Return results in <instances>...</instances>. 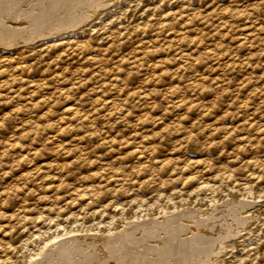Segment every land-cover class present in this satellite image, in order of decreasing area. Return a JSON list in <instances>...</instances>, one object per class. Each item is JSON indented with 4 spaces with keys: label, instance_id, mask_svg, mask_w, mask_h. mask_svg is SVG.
Returning a JSON list of instances; mask_svg holds the SVG:
<instances>
[{
    "label": "rangeland",
    "instance_id": "374dc122",
    "mask_svg": "<svg viewBox=\"0 0 264 264\" xmlns=\"http://www.w3.org/2000/svg\"><path fill=\"white\" fill-rule=\"evenodd\" d=\"M24 2L0 264H264V0Z\"/></svg>",
    "mask_w": 264,
    "mask_h": 264
},
{
    "label": "snow or ice",
    "instance_id": "6c2138e0",
    "mask_svg": "<svg viewBox=\"0 0 264 264\" xmlns=\"http://www.w3.org/2000/svg\"><path fill=\"white\" fill-rule=\"evenodd\" d=\"M30 7L24 0H0V14L9 15L11 20L19 17L21 23L31 19Z\"/></svg>",
    "mask_w": 264,
    "mask_h": 264
},
{
    "label": "bare ground",
    "instance_id": "6f19581e",
    "mask_svg": "<svg viewBox=\"0 0 264 264\" xmlns=\"http://www.w3.org/2000/svg\"><path fill=\"white\" fill-rule=\"evenodd\" d=\"M68 2V1H67ZM50 3V2H49ZM52 4H54V3H52ZM38 6V5H37ZM36 7V6H35ZM33 8V7H32ZM40 9V8H39ZM31 10V9H30ZM36 12V11H35ZM68 15V14H67ZM37 18V17H36ZM32 20V19H31ZM29 21V20H28ZM81 21V20H80ZM4 22V21H3ZM8 22V21H7ZM13 22V21H12ZM59 22V21H58ZM66 22V21H65ZM64 22V23H65ZM79 22V21H78ZM2 23V22H1ZM10 23V22H9ZM32 23H33V21H32ZM13 24V23H12ZM18 24V23H17ZM25 24V23H24ZM35 24V23H34ZM67 24H68V22H67ZM9 25H11V24H9ZM15 25V24H14ZM14 25H13V27H14ZM28 25V24H27ZM57 25V24H56ZM70 25V24H69ZM68 25V26H69ZM16 26V25H15ZM19 26V25H18ZM50 26V25H49ZM2 27V26H1ZM72 27V26H71ZM7 28V27H6ZM40 28H41V26H40ZM50 28V27H49ZM11 30H12V28H10ZM14 29V28H13ZM16 29V28H15ZM56 29V28H55ZM68 29V28H67ZM6 30V29H5ZM24 29H22V31H23ZM16 31V30H15ZM19 31V30H18ZM29 31H30V29H29ZM55 31V30H54ZM1 32V31H0ZM12 33V32H11ZM36 33V32H35ZM41 33H42V31H41ZM59 33V32H58ZM13 34V33H12ZM20 34V33H19ZM32 34H34V32L32 33ZM60 34V33H59ZM6 35H7V33H6ZM10 35V34H9ZM8 35V36H9ZM17 35V34H16ZM15 35V36H16ZM55 35V34H54ZM11 37H13L12 35H10ZM9 36V37H10ZM44 36V35H43ZM15 38V37H14ZM35 38V37H34ZM8 39V38H7ZM11 39V38H10ZM13 39V38H12ZM18 40V39H17ZM1 41V40H0ZM8 41V40H7ZM16 41V40H15ZM3 42V41H2ZM21 42V41H20ZM18 43V42H17ZM19 45V44H18ZM219 208V207H218ZM191 212V211H190ZM206 215V214H205ZM182 216V215H181ZM243 217V216H242ZM178 219V218H177ZM179 221V220H178ZM177 221V222H178ZM208 223V222H207ZM171 224V223H170ZM202 224V223H201ZM126 225V224H125ZM139 227H140V225H139ZM141 228V227H140ZM143 228V227H142ZM149 228V227H148ZM181 228V227H180ZM202 228V227H201ZM206 228V227H205ZM135 229H137V228H135ZM133 231V230H132ZM141 231V230H140ZM206 231V230H205ZM208 231V230H207ZM211 232V231H210ZM127 233V232H126ZM174 233V232H173ZM114 235V234H113ZM219 235V234H218ZM111 236V235H110ZM204 236V235H203ZM99 237V236H98ZM106 237V236H105ZM210 237V236H209ZM218 238H220V237H218ZM80 239V238H79ZM90 239V238H89ZM106 239V238H105ZM141 239V238H140ZM221 239V238H220ZM220 239H218L219 240V242H221L220 241ZM222 239H223V237H222ZM224 240V239H223ZM207 241H208V239H207ZM202 244V243H201ZM48 245V244H47ZM182 245V244H181ZM192 245V244H191ZM59 246V245H58ZM74 246V245H73ZM106 246V245H105ZM151 246V245H150ZM155 246V245H154ZM61 247V246H60ZM75 247V246H74ZM153 247V246H152ZM160 247V246H159ZM224 247H225V245H224ZM62 248V247H61ZM174 248V247H173ZM44 249V248H43ZM63 249V248H62ZM73 249V248H72ZM139 249V248H138ZM158 249V248H157ZM197 249V248H196ZM204 249V248H203ZM74 250V249H73ZM117 250V249H116ZM146 250V249H145ZM59 251V250H58ZM60 251H62V250H60ZM100 251V250H99ZM156 251L157 250H153V252H155L156 253ZM221 251V250H220ZM49 252V251H48ZM70 252V251H69ZM73 252V251H72ZM104 252V251H103ZM161 252V251H160ZM203 252V251H202ZM61 253V252H60ZM211 253V252H210ZM210 253H208V255H206V254H204L205 256H206V260L202 263V264H213V263H215V262H217V260H216V258H215V255L214 254H210ZM215 253V252H214ZM65 254V253H64ZM101 254V253H100ZM202 254V255H203ZM43 255V254H42ZM55 255V254H54ZM84 255V254H83ZM151 255V254H150ZM154 255V254H153ZM179 255V254H178ZM203 255V256H204ZM101 256V255H100ZM155 256V255H154ZM158 256V255H157ZM86 257V256H85ZM84 257V258H85ZM160 257V256H159ZM60 258V257H59ZM62 258V257H61ZM82 258V257H81ZM89 258V257H88ZM50 260V259H49ZM155 260V259H154ZM164 260V259H163ZM178 260V259H177ZM52 261V260H51ZM90 261H91V259H90ZM96 261V260H95ZM84 262V261H83ZM149 262H150V264H154L153 263V261L152 260H149ZM177 262V261H176ZM35 263H36V261H35ZM66 263V262H65ZM80 263V262H79ZM82 263V262H81ZM100 263V262H99ZM105 263H107V262H104L103 264H105ZM109 263V262H108ZM85 264V263H84ZM88 264H90V263H88ZM109 264H111V263H109ZM145 264H149V263H145Z\"/></svg>",
    "mask_w": 264,
    "mask_h": 264
}]
</instances>
